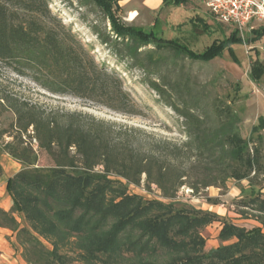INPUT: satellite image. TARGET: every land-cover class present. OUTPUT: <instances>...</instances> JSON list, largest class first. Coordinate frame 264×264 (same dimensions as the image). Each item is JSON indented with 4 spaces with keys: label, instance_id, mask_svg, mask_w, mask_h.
I'll use <instances>...</instances> for the list:
<instances>
[{
    "label": "trees",
    "instance_id": "trees-1",
    "mask_svg": "<svg viewBox=\"0 0 264 264\" xmlns=\"http://www.w3.org/2000/svg\"><path fill=\"white\" fill-rule=\"evenodd\" d=\"M123 1L93 0L109 20L115 41L125 44L132 60H140L141 47L154 46L203 63L228 52L239 64L232 49L244 44L238 32L196 53L178 40H165L159 17L149 30L124 24L118 17ZM191 1L164 0L158 12ZM44 7V0H0V62L15 65L19 75L31 71L33 81L54 94H122L112 90L106 72L94 62L87 63L73 36L48 21ZM193 26L203 33L212 31L204 20ZM252 33L251 44L264 37V27ZM103 41H112L111 34ZM154 56L149 54L147 59L157 66ZM263 74L264 66L255 64L250 79L259 82ZM171 106L184 120L188 141L182 144L142 138L137 130L80 112L48 111L0 96V110L16 116L10 132H5L12 141L3 145V151L23 167L8 180L13 207L9 212L0 209V227L16 236L27 264H66L60 253L72 240L86 264H117L126 250L138 257L136 264H261L264 233L260 228L225 224L220 240L236 242L205 252L200 230L216 221V215L176 211L173 205L185 186L198 192L224 188L230 180L242 182L252 174L264 179V118L252 128L257 142L250 147L238 132L242 120L230 105L215 102L202 107L191 99L183 108ZM41 153L48 165L40 166ZM99 167L102 170L97 171ZM143 181L157 186L171 203L128 194L127 185L140 186ZM261 191L251 187L253 198L248 203L252 205L247 207L264 217ZM17 215L26 226H21ZM256 218L264 225L263 218ZM156 246L169 254L167 261L142 257Z\"/></svg>",
    "mask_w": 264,
    "mask_h": 264
},
{
    "label": "rangeland",
    "instance_id": "rangeland-1",
    "mask_svg": "<svg viewBox=\"0 0 264 264\" xmlns=\"http://www.w3.org/2000/svg\"><path fill=\"white\" fill-rule=\"evenodd\" d=\"M44 2L48 21L73 36L85 51L87 63L94 62L106 72L112 90L122 94L82 93L85 97H78L75 93L54 94L33 81L31 71L19 75L14 71L15 65L0 62V96L14 97L48 111L80 112L118 127L137 130L142 138L151 137L156 141L168 140L177 144L187 142L188 136L183 118L171 105L183 108L184 103L191 99L198 100L202 107L222 102L230 105L242 120L238 132L249 142L250 147L257 142V135H252L251 131L259 117H264V85L250 79V70L253 64H264V39L255 45L249 42L253 38L252 31L260 26L240 34L236 28L216 22L202 0H192L179 8H166L161 13L158 12L160 0H125L120 2L122 12L118 14L124 24L149 30L159 17L165 40H178L196 53H202L233 32H238L244 41L242 45L233 46L241 65H237L228 52L221 58L203 63L193 62L170 50H157L154 46L141 47L140 60L136 61L129 58L125 44L115 41L109 20L93 0ZM132 13H136L137 18L129 21ZM198 20L208 23L211 33L195 30L193 23H198ZM109 34L112 41L106 44L103 40ZM149 54H154L155 59L159 60L157 66L147 59ZM15 120L13 112L0 110V204L3 210L8 208L6 212L13 207L7 191L8 180L23 169L3 151V145L12 141L9 133L5 132H10ZM32 144L37 149V143L33 141ZM48 164L47 156L41 153L40 166ZM253 176L242 182L230 180L224 188L212 186L197 192L185 186L179 190L173 205L176 211L190 210L216 215V221L200 230L206 241L205 252L236 242L220 240L219 235L225 224L246 230L260 228L264 233V225L256 218L264 217L253 211L251 206L247 207V204L252 205L248 202L253 198V185L256 189L262 188L261 199L264 200L263 175L260 178ZM250 180L253 181L252 186ZM124 184L127 185L126 182ZM127 192L143 197L145 201L171 203V200L163 197L157 186H148L144 181L140 186L127 185ZM18 221L21 226H26L23 219L18 218ZM42 242L47 250H52L48 242ZM60 254L65 256L66 264H86L79 257L74 240L63 247ZM133 256L132 251L126 250L117 264H136L138 257ZM142 257L163 263L168 260L169 254L156 246L155 251L145 253ZM261 264H264V259Z\"/></svg>",
    "mask_w": 264,
    "mask_h": 264
},
{
    "label": "built area",
    "instance_id": "built-area-1",
    "mask_svg": "<svg viewBox=\"0 0 264 264\" xmlns=\"http://www.w3.org/2000/svg\"><path fill=\"white\" fill-rule=\"evenodd\" d=\"M221 25L234 27L243 34L264 25V0H202Z\"/></svg>",
    "mask_w": 264,
    "mask_h": 264
},
{
    "label": "crops",
    "instance_id": "crops-1",
    "mask_svg": "<svg viewBox=\"0 0 264 264\" xmlns=\"http://www.w3.org/2000/svg\"><path fill=\"white\" fill-rule=\"evenodd\" d=\"M163 1L160 0V2H159V4H161L160 7L162 6ZM160 7H159V9H160ZM159 9H158V11H159ZM261 27H264V25L260 26L259 28H261ZM263 39H264V37L256 43H259ZM256 43H253L252 45H255ZM233 46H235V45H233ZM233 46H232V49H233ZM237 65H241V64H237ZM253 65H255V64H253ZM253 65L251 67V70L253 68ZM262 65L264 66V64H262ZM251 70H250V72H251ZM259 82L263 83V85H264V74L262 75ZM259 82H256V83H259ZM260 118H264V117L261 116V117H259V119ZM259 119H258V121H259ZM263 135H264V131H263ZM0 209L3 210V208L1 207V204H0ZM4 210L7 211L8 208H5ZM18 247H19V249H18ZM15 255H17V256L14 257ZM0 264H27L22 257V251L20 249V246L17 243L16 236L9 229L2 228V227H0Z\"/></svg>",
    "mask_w": 264,
    "mask_h": 264
},
{
    "label": "bare ground",
    "instance_id": "bare-ground-1",
    "mask_svg": "<svg viewBox=\"0 0 264 264\" xmlns=\"http://www.w3.org/2000/svg\"><path fill=\"white\" fill-rule=\"evenodd\" d=\"M136 18H137V14L136 13H132L130 18H129V21H134V20H136Z\"/></svg>",
    "mask_w": 264,
    "mask_h": 264
}]
</instances>
